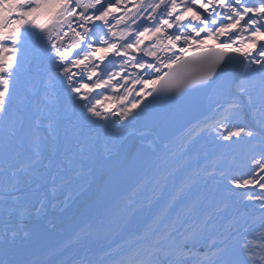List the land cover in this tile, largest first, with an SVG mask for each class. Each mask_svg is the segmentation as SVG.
Here are the masks:
<instances>
[{
  "label": "snow or ice",
  "instance_id": "1",
  "mask_svg": "<svg viewBox=\"0 0 264 264\" xmlns=\"http://www.w3.org/2000/svg\"><path fill=\"white\" fill-rule=\"evenodd\" d=\"M96 217L118 239L41 247ZM0 264H264V0H0Z\"/></svg>",
  "mask_w": 264,
  "mask_h": 264
},
{
  "label": "water",
  "instance_id": "2",
  "mask_svg": "<svg viewBox=\"0 0 264 264\" xmlns=\"http://www.w3.org/2000/svg\"><path fill=\"white\" fill-rule=\"evenodd\" d=\"M203 93L192 92L180 99H161L155 102L153 111H167L172 110L175 112H184L186 110H194L201 102ZM184 121H176L172 128L171 134L173 136H178L183 131ZM133 129L128 132L140 133V132H152L155 130V125L152 118L148 115H142L137 121L133 122ZM126 132V134L128 133ZM139 139L136 135H128L127 143L135 144ZM53 225L46 230L49 233L47 239L41 241V247L43 250L48 251L53 247H58L69 239H71L74 234L83 227L82 223L74 220L61 221L54 219Z\"/></svg>",
  "mask_w": 264,
  "mask_h": 264
},
{
  "label": "rangeland",
  "instance_id": "3",
  "mask_svg": "<svg viewBox=\"0 0 264 264\" xmlns=\"http://www.w3.org/2000/svg\"><path fill=\"white\" fill-rule=\"evenodd\" d=\"M210 141L206 137H201L195 140L190 149V155L193 157L194 161L198 160L200 164H212L214 160V151H210L212 147ZM228 205V212L243 211L244 209L240 206L239 196L228 197L226 200ZM100 217H96L91 223L89 228H91L95 233L88 236V241L84 242L82 245L74 247V253H80L83 251V246L85 244H95V245H105L111 243L113 240L118 239L122 234L119 225L114 224V226L108 229L106 225L96 222ZM112 223H110L111 225ZM113 225V224H112ZM88 228V229H89ZM76 243V242H73Z\"/></svg>",
  "mask_w": 264,
  "mask_h": 264
},
{
  "label": "bare ground",
  "instance_id": "4",
  "mask_svg": "<svg viewBox=\"0 0 264 264\" xmlns=\"http://www.w3.org/2000/svg\"><path fill=\"white\" fill-rule=\"evenodd\" d=\"M133 123L129 126V128L126 130V132L130 131L131 129H133ZM211 150L210 151H214L213 149V145H210ZM241 164L244 163L243 160L240 161ZM96 222L98 223H102L103 225H106L108 226L107 228L110 229L114 226V224L110 225V223L106 220H103L101 218H99ZM77 232H80L79 236H77ZM74 236L64 245L62 246H59L57 248H53L49 251H52V252H55L56 255L54 257V259L56 260H62V259H67L69 257H73L75 256L76 254L74 253V247H77L78 245H82L84 242L88 241V236H90L92 234L93 236V233H95L91 228L87 229V231L85 232H81L80 229L77 231ZM73 242H76V243H73ZM82 253V252H80Z\"/></svg>",
  "mask_w": 264,
  "mask_h": 264
}]
</instances>
